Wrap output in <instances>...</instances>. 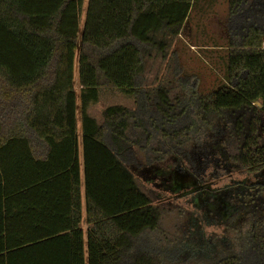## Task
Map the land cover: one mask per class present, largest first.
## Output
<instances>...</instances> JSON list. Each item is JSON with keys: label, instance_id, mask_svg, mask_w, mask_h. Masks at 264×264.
<instances>
[{"label": "trees", "instance_id": "obj_1", "mask_svg": "<svg viewBox=\"0 0 264 264\" xmlns=\"http://www.w3.org/2000/svg\"><path fill=\"white\" fill-rule=\"evenodd\" d=\"M193 3L88 0L80 30L83 0H0V264H264V11L229 0L241 31L218 88L180 66V91L144 76ZM104 88L134 107L99 123ZM167 191L193 207L178 237L157 234Z\"/></svg>", "mask_w": 264, "mask_h": 264}, {"label": "rangeland", "instance_id": "obj_2", "mask_svg": "<svg viewBox=\"0 0 264 264\" xmlns=\"http://www.w3.org/2000/svg\"><path fill=\"white\" fill-rule=\"evenodd\" d=\"M258 1L250 0L253 4L249 16L255 17L257 14L259 15V12L264 11L262 6L256 7ZM87 5L88 0H83L80 30L83 28ZM229 13V0H194L188 20L180 35L171 43L166 59L162 60L160 56L147 59L144 76L148 86L154 88L161 84L163 86H173L175 91H180V88H178L179 82L175 80L174 75L176 66L182 67L184 75L192 76L202 92L214 90L223 84L225 82L229 42L231 39H238V35H236L238 33L236 32L241 31V24L239 23L241 17L237 15L230 16ZM75 78H77V73ZM77 81L78 79L76 80V90L79 94L80 86ZM77 105L79 106V98L77 99ZM111 105H124L133 108L134 99L116 89L104 88L101 90L98 102L89 107V114L94 116L99 123H103V111ZM77 119L80 134L81 117L79 108ZM179 173L172 175L174 185L184 188L186 185L197 182L195 177ZM251 179L255 180L256 177L254 179L252 176ZM229 181L230 178L226 177L212 187H220ZM148 188L153 190L154 194H162L160 189L153 185H149ZM166 196L169 198L167 201L164 199L157 202L163 213L160 230L157 234L162 238L163 235H167L169 238L178 237L185 223V212L192 210L193 207L188 201V197H176L168 191ZM82 226L85 230L87 229L86 221L83 222ZM203 227L208 236L211 234L219 236L223 231L222 227L213 224H203ZM185 264L197 263L188 261Z\"/></svg>", "mask_w": 264, "mask_h": 264}, {"label": "water", "instance_id": "obj_3", "mask_svg": "<svg viewBox=\"0 0 264 264\" xmlns=\"http://www.w3.org/2000/svg\"><path fill=\"white\" fill-rule=\"evenodd\" d=\"M259 104V103H258ZM260 105V104H259Z\"/></svg>", "mask_w": 264, "mask_h": 264}]
</instances>
